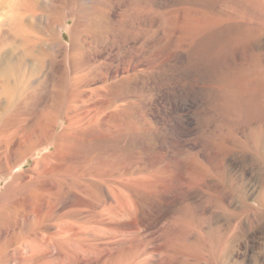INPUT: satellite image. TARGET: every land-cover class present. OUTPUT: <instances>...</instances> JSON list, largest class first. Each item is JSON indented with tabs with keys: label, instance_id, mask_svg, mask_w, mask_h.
Segmentation results:
<instances>
[{
	"label": "rangeland",
	"instance_id": "1",
	"mask_svg": "<svg viewBox=\"0 0 264 264\" xmlns=\"http://www.w3.org/2000/svg\"><path fill=\"white\" fill-rule=\"evenodd\" d=\"M0 57L56 131L109 115L71 154L133 207L84 225L140 248L101 264H264V0H0Z\"/></svg>",
	"mask_w": 264,
	"mask_h": 264
},
{
	"label": "bare ground",
	"instance_id": "2",
	"mask_svg": "<svg viewBox=\"0 0 264 264\" xmlns=\"http://www.w3.org/2000/svg\"><path fill=\"white\" fill-rule=\"evenodd\" d=\"M14 71L0 57V264H101L112 262L118 251L140 248L139 241L123 240L121 246L114 236L84 225L104 212L117 216L133 207L129 180L85 172L82 160L71 154L82 148V137L108 135L109 115L100 125L72 122L56 131L57 121L43 115L50 97L34 91L32 74L18 93L16 83L2 85ZM84 93L73 91L72 100L58 97L63 105L82 104ZM79 111L82 106L74 117ZM28 157L32 163L26 167Z\"/></svg>",
	"mask_w": 264,
	"mask_h": 264
}]
</instances>
